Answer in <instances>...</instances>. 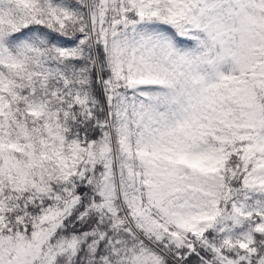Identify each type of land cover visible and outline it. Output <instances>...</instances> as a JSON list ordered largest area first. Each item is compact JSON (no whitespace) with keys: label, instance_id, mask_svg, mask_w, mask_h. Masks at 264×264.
Listing matches in <instances>:
<instances>
[{"label":"snow or ice","instance_id":"1","mask_svg":"<svg viewBox=\"0 0 264 264\" xmlns=\"http://www.w3.org/2000/svg\"><path fill=\"white\" fill-rule=\"evenodd\" d=\"M0 264H264V0H0Z\"/></svg>","mask_w":264,"mask_h":264}]
</instances>
